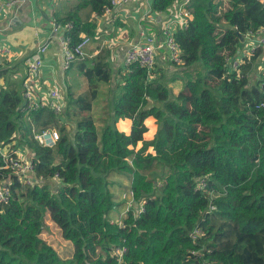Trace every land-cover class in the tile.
Segmentation results:
<instances>
[{
  "label": "trees",
  "instance_id": "obj_1",
  "mask_svg": "<svg viewBox=\"0 0 264 264\" xmlns=\"http://www.w3.org/2000/svg\"><path fill=\"white\" fill-rule=\"evenodd\" d=\"M174 1L153 0V8L164 11ZM110 3L81 0L58 20L70 25L64 35L71 49L82 34L95 36L93 15ZM189 7L192 21L175 34L183 62L121 70L101 134L92 109L99 83L113 80L106 50L91 66L81 64L89 90L69 94L73 137L53 109L29 110L19 84L0 87V140L26 145L36 176L59 175L64 182L32 187L0 169V180L11 181L10 199L0 205V264H264V107H258L264 72L252 78L256 55L240 74L227 65L238 33L264 26V6L259 0H192ZM172 67L177 71L167 75ZM9 69L0 68V76ZM176 81L183 82L178 94L170 85ZM149 117L158 128L146 140ZM125 118L132 119L129 134L117 127ZM33 126L57 129L56 145H41ZM111 173L128 175L135 203L145 201L142 212L135 205L127 212L123 226L111 216L120 205ZM203 178L205 190L198 188ZM46 216L74 245L71 258L44 238ZM196 228L202 233L193 238ZM123 246L118 261L113 250Z\"/></svg>",
  "mask_w": 264,
  "mask_h": 264
},
{
  "label": "built area",
  "instance_id": "obj_2",
  "mask_svg": "<svg viewBox=\"0 0 264 264\" xmlns=\"http://www.w3.org/2000/svg\"><path fill=\"white\" fill-rule=\"evenodd\" d=\"M29 0H0V19L6 16L10 11L16 9V7L28 2ZM133 0H111L109 6H107L102 14H94V21L97 23V30H102L104 26H112L115 21L120 18L121 10L127 8ZM192 0H175L173 4L164 11H157L153 8L152 4L144 3V11L142 14V20L147 23L140 31V40L134 41L128 46L125 55V70L130 64L138 63L143 67L148 68L150 71L156 68V64L167 62H175L181 64L182 49L180 44L176 40V33L180 29H185L189 26L193 19L192 12L189 5ZM264 6V0H259ZM69 24L63 27L65 32ZM59 30V26L56 27ZM95 29V31H97ZM3 32H0V35ZM101 32H96L100 34ZM240 38L239 46L235 54L227 57V65L240 74V66L242 64L250 62L256 55L255 71L252 74V78L259 76L264 72V26L257 31H247L242 34ZM91 36L82 34V41L71 49L69 47L68 40L62 41V55H63V67L69 69L76 61L82 60L86 56L85 48L90 43ZM1 42L0 38V68H6V64H2L4 52L7 48ZM44 52V51H43ZM42 57L36 56L35 59L30 62L27 68V76L22 75V72L17 71L10 66L11 77L13 81L20 85L25 102L28 104L29 110H34L40 107H49L56 113L64 115L67 110V101L62 94V89L57 86H49V81L46 79H40V68L42 66ZM4 65V66H3ZM3 66V67H2ZM259 108L264 107V102L258 105ZM63 112V113H62ZM62 118V117H61ZM61 120H64L63 118ZM66 125L70 127V123L67 120ZM34 138L43 146L54 147L56 142L60 138V132L57 129L39 130L33 126ZM16 137V135H14ZM24 151H23V150ZM0 155L3 158L4 165L0 166V169H10L12 173L17 177V180L23 185L36 186L37 184L50 183L52 186L60 188L64 182L55 175L54 177L44 178L43 176H36L33 171L32 155L26 145L18 143V140L14 139L9 142L0 140ZM206 187L205 179L198 181V188L204 189ZM131 198V205L129 210L134 207L137 208V213L144 210V203H135L134 193L130 189L128 194ZM11 196V181L10 179L0 180V205L7 203ZM216 209V206L210 204L209 210ZM128 210V211H129ZM123 226V222H119ZM202 233L200 228H196L191 235L193 238H197ZM126 251V247H118L113 250L118 261H122L123 254Z\"/></svg>",
  "mask_w": 264,
  "mask_h": 264
},
{
  "label": "crops",
  "instance_id": "obj_3",
  "mask_svg": "<svg viewBox=\"0 0 264 264\" xmlns=\"http://www.w3.org/2000/svg\"><path fill=\"white\" fill-rule=\"evenodd\" d=\"M152 1L133 0L127 8L121 10L120 18L112 26H109V28L104 26L105 28L101 31L97 30L96 27L97 31L95 33H101L96 34L94 37L91 36V41L85 48V58L76 61L69 69H64L62 41L65 40V32L63 26H60L57 22L74 10L81 0H29L0 19V32H3L0 38L1 42L5 43L1 46L7 48V51L4 52L2 64H6V68L11 66L22 72V75L27 76L26 67H29L28 64L36 56L42 55L43 61L39 71L40 79L48 80L49 86H59L68 103L70 93L80 95L89 90V82L80 69L81 64L85 63L87 66H91L98 55L106 50L109 52L108 60L113 70V81L117 84L118 80L121 79L120 73L125 65L128 46L134 41L140 40V31L143 26L147 25L141 18L145 9L143 7L144 3L152 4ZM132 25L137 27V35H135L134 29L129 28ZM57 26H59V30L56 29ZM118 39L120 44L116 46L115 43ZM43 48L45 49L41 54ZM6 74L0 76V87L7 85L6 78L10 79V82L13 81L11 80V69ZM103 85L104 83H99V91H101ZM174 92L179 93L180 90L176 89ZM94 108L95 106L92 109V116L95 119L97 128L99 125L104 126L103 121H99V116L94 114ZM150 120L152 122H149ZM145 123L148 131L145 133L144 138L151 140L155 136L158 124L154 117L147 118ZM117 127L129 134L132 119H120L117 122ZM141 146L142 142H139L136 149Z\"/></svg>",
  "mask_w": 264,
  "mask_h": 264
},
{
  "label": "rangeland",
  "instance_id": "obj_4",
  "mask_svg": "<svg viewBox=\"0 0 264 264\" xmlns=\"http://www.w3.org/2000/svg\"><path fill=\"white\" fill-rule=\"evenodd\" d=\"M129 28L134 29L136 32L135 35L138 33V29L135 25L130 26ZM119 39L116 41L115 45L118 46L120 43L118 42ZM45 48H43L40 52L41 54L43 53ZM42 57V55H41ZM28 68V67H26ZM166 68L165 72L167 75L171 74L172 72H176V68ZM10 79L6 78V82H10ZM104 83L101 91H99V95L97 99L94 101L93 106H95L93 112L95 115L99 116V121L105 122V112L106 110H111V106L113 105V100L116 98V96L119 93V89L116 88L117 84L112 82L110 84ZM113 84V85H112ZM173 92L177 89L180 90V92L183 90V82L182 81H177L170 83ZM113 86V87H112ZM179 92V93H180ZM175 93V92H174ZM178 94V93H176ZM67 111V110H66ZM63 113V112H62ZM60 118L62 117L64 120L62 122L67 121V116L66 113L64 115H59ZM61 118V119H62ZM102 118H104L102 120ZM70 123L69 130L71 132V136H74L75 132V124L68 120ZM68 127V126H67ZM103 126L99 125L98 130L99 133L101 134ZM68 129V128H67ZM23 150V149H22ZM24 151V150H23ZM109 181H110V189L113 193L114 200L116 203L120 204L118 208H115V211L112 212V220L114 222H121L123 219L126 217L127 212L129 210V207L131 205V199L129 198L128 194L130 193L131 189V183H130V177L128 175L124 174H117V173H111L109 176ZM113 184V185H112ZM112 185V186H111ZM45 230L43 232L44 238L51 244L53 245L57 251L59 252L60 256L64 259L71 258L73 256V251H74V245L66 240L62 234L61 230L58 227V225L50 219V217L46 216L45 217Z\"/></svg>",
  "mask_w": 264,
  "mask_h": 264
},
{
  "label": "water",
  "instance_id": "obj_5",
  "mask_svg": "<svg viewBox=\"0 0 264 264\" xmlns=\"http://www.w3.org/2000/svg\"><path fill=\"white\" fill-rule=\"evenodd\" d=\"M238 34H239V37L242 38V35L240 33H238Z\"/></svg>",
  "mask_w": 264,
  "mask_h": 264
}]
</instances>
